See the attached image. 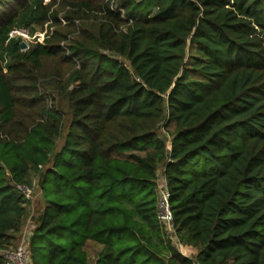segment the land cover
Returning <instances> with one entry per match:
<instances>
[{"label":"trees","instance_id":"1","mask_svg":"<svg viewBox=\"0 0 264 264\" xmlns=\"http://www.w3.org/2000/svg\"><path fill=\"white\" fill-rule=\"evenodd\" d=\"M114 1L0 0V264L34 176L33 264H90L88 242L97 264H264V0ZM27 19L51 28L24 51Z\"/></svg>","mask_w":264,"mask_h":264},{"label":"rangeland","instance_id":"2","mask_svg":"<svg viewBox=\"0 0 264 264\" xmlns=\"http://www.w3.org/2000/svg\"><path fill=\"white\" fill-rule=\"evenodd\" d=\"M47 2H49V0H47ZM114 2H115L114 7L117 8L119 1L115 0ZM60 19L62 21V28H64L65 25L68 24V22L66 21V19H64V16H61ZM21 27H22V29L19 28L18 31H21L25 35V37H22V36H19V37H21L23 39V42L27 43V45L30 46V45H33L36 41L44 42L47 34L50 33L51 25H50V23H47V24H42V23L36 24L35 23V24H33L32 22H30L27 19L22 24ZM53 29H51V31ZM66 71H67V68L65 66H59L56 61H47L44 63V72L41 75V78H43L44 76L53 75V74H55V72H60L63 75V73H66ZM44 80L45 79H42V82H45ZM72 87H74V86H72ZM42 92H45V90L42 89ZM48 94L49 95H47L45 97V102L42 103V106L45 105L46 108H52L54 102L62 101L61 100V94L59 93V91H54L53 89H51L50 91L48 90ZM61 104L64 106L65 102L62 101ZM39 105L31 107V109H29V108L21 109L20 112L26 113L28 115L30 114V117H32V116L36 117L37 114L41 110V106H39ZM30 120L31 119H28V121H30ZM169 129H171V130H169ZM169 129L168 130H165V129L160 130V134H161L162 138L164 140H166L168 144H170V142L172 140V137H171L172 128L170 127ZM66 130H67V128H66ZM66 133H67V131L64 132V136L66 135ZM62 145H63V142L59 141L58 145H57V151H59L61 149ZM32 178L34 179L36 186H35V190L33 192L32 199H31L30 203L28 204V215L26 217L25 225H24L22 231L18 234V240L16 241V246L21 241L22 237H24V236L27 237V241L28 242L30 241V244H31L32 235H33V232L37 226L36 225L37 223H34V220H38V216L40 214L43 215V210L45 207L43 194H42V191H41L40 186L38 184V177L34 176ZM174 243H175L174 245L177 247V249L184 256H186L190 259L196 258L198 251L195 248L180 245L181 243L179 244L178 238H175ZM85 250L87 252L90 264H97V261L100 257L101 252H102V247L100 245L94 243V242H88L86 244Z\"/></svg>","mask_w":264,"mask_h":264},{"label":"built area","instance_id":"3","mask_svg":"<svg viewBox=\"0 0 264 264\" xmlns=\"http://www.w3.org/2000/svg\"><path fill=\"white\" fill-rule=\"evenodd\" d=\"M25 37V35L18 30H14L11 33V37ZM170 146V145H169ZM163 172L160 173V177L158 180V208L160 219L165 227L167 234L171 235L173 242L175 241V225H174V215L170 205L171 192L168 186L167 181L165 180ZM35 182L32 186H18L19 191H21L27 200L31 201L33 192L35 190ZM175 244V243H174ZM180 244V243H179ZM182 245V244H180ZM183 246V245H182ZM4 258L7 260L9 264H33L31 249H30V241H27V237H22L21 241L15 246V248L5 250L1 252Z\"/></svg>","mask_w":264,"mask_h":264},{"label":"water","instance_id":"4","mask_svg":"<svg viewBox=\"0 0 264 264\" xmlns=\"http://www.w3.org/2000/svg\"><path fill=\"white\" fill-rule=\"evenodd\" d=\"M21 48H22L23 50L28 49V45H27V43L22 42V43H21Z\"/></svg>","mask_w":264,"mask_h":264},{"label":"crops","instance_id":"5","mask_svg":"<svg viewBox=\"0 0 264 264\" xmlns=\"http://www.w3.org/2000/svg\"><path fill=\"white\" fill-rule=\"evenodd\" d=\"M40 215H41V214H40ZM40 215L38 216V220H34V223H37L36 225H38ZM22 229H23V228H22Z\"/></svg>","mask_w":264,"mask_h":264}]
</instances>
